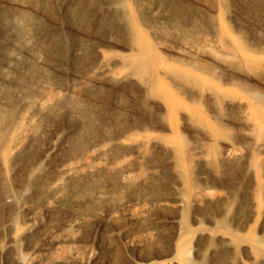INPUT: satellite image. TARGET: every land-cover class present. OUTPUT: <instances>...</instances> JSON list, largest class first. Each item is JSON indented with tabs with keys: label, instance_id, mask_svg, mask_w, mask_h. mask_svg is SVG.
Here are the masks:
<instances>
[{
	"label": "bare ground",
	"instance_id": "1",
	"mask_svg": "<svg viewBox=\"0 0 264 264\" xmlns=\"http://www.w3.org/2000/svg\"><path fill=\"white\" fill-rule=\"evenodd\" d=\"M4 2L18 10L15 14L31 11L22 1ZM224 3L112 0L99 21L120 28L117 31L126 42L70 27L75 42L67 52L81 58L79 73L67 72L69 67H49L44 52L26 31V15L24 19L15 16L12 29L5 28L11 35L9 49L0 52V59L4 57L0 63V175L8 180L9 174L21 171L19 157L41 137L42 115L74 113L80 125L73 144L76 150L56 165V174L34 178L48 169L56 145L68 137V131L58 129L51 131L54 142L24 169L20 189L10 186L0 201L26 212L25 219L33 225L42 223L41 213L58 211L62 202L74 197L79 182H94L100 170L114 173L121 184L148 182L141 160L160 152L163 162L150 168L159 169V176L172 190V200L157 201V205L173 204L180 211L173 220L177 224L173 250L148 264H209V259L210 264H264L263 246L253 238L257 225L261 230L264 226L260 203L264 191V45L243 28L257 37L263 29L239 19L225 20ZM22 61L33 67H15ZM57 75L68 77L70 83L57 89L50 80ZM88 129L114 134L86 142ZM114 147L122 153L108 156ZM132 162L136 165L131 166ZM33 180L50 190L39 209L23 201L32 193L28 187ZM236 186H244L248 194L250 217L242 225L229 216L234 196L225 192ZM99 195L103 196L101 190L89 205L100 218L111 219L123 211L130 216L134 209L147 208L136 199L102 205L97 202ZM209 201L218 204L216 215L204 218L193 212ZM71 217L70 224L88 218L83 212ZM187 220L193 227L190 222L188 227ZM202 238L209 243L198 244ZM191 244L195 259H180L181 251ZM25 256L20 264L30 261Z\"/></svg>",
	"mask_w": 264,
	"mask_h": 264
},
{
	"label": "rangeland",
	"instance_id": "2",
	"mask_svg": "<svg viewBox=\"0 0 264 264\" xmlns=\"http://www.w3.org/2000/svg\"><path fill=\"white\" fill-rule=\"evenodd\" d=\"M2 1L0 3V52L2 53L9 49L8 42L11 35L7 30L8 28L12 29L10 26H12L11 23H13L14 17L21 16L24 19L25 15L29 18L27 19L25 16L27 21L23 20L24 23L26 22V31L30 34L29 36H32V41L35 42L38 50L44 52L49 67H69L73 69L72 71L67 69V72L72 73L76 70L77 72H74L79 73L83 67L81 58L71 57L69 51L67 52V48L74 45L73 42H75L69 32L72 27L94 33L97 36L112 35L121 44L126 42L123 34L117 31L120 28H117L116 25L111 26V23L103 22L102 24L99 21L100 13H107L108 3L112 0H105V2L104 0H18L28 4L31 11L27 13L19 11L17 14L15 13L18 10L11 5H5L4 1L6 0ZM224 2L226 4V6H223L222 12L224 19H239L242 22L254 23L257 27H261L263 32L259 37L248 28H243V30L248 31L255 41L263 42L264 45V0H224ZM115 19L113 18V20ZM103 30L105 31L103 32ZM6 36L7 38L10 37L6 39ZM3 60L2 55L0 63ZM65 62L69 63L68 66L63 64ZM28 63V61H22L15 67H33ZM31 70V73H35L34 69ZM50 77L51 82H54L57 89L65 88L70 83V79L64 75ZM82 89L84 88L82 87ZM56 113L41 116L38 125L41 129V137L35 138V142L33 140L28 146L29 149L27 147L28 151L25 150L26 153L24 151L25 154L22 153L23 155L21 154L19 157L21 171L9 174L8 180L0 175V195L12 187L13 190L20 189L22 183L25 182L24 169L26 166L42 153V148L50 142H54L51 139V131L58 129L68 131L71 134H68L64 143L56 145L58 147L48 161V169L36 173L35 179L38 177L51 178L56 174L59 163L76 150L73 144L79 135L76 134L79 129L77 125H80L79 119L76 118L74 113L72 115L67 113V116L64 112ZM72 130L75 131L72 132ZM85 134L84 139H86V142L88 140V142H91L90 140H98L99 137L101 139L104 136H113L114 133L88 129ZM116 149L114 147L107 155L113 157L122 153L121 148L118 150L119 147H116ZM148 157L141 160L142 172L147 174L146 179L148 180V182L146 180L143 182L144 185L139 182L132 185L121 184L117 181L114 173H103L100 170L94 182H79L81 185L78 183L73 189L74 197L62 202L58 211L41 213L40 219L44 220H41L42 223L33 225L32 221L25 219L26 212L16 210L15 207L7 206L0 201V264H20V262H23L21 261L22 258L27 257L25 255H28L30 261L24 264H148L150 261L161 260L168 256L174 248L173 235L177 230V224L173 220L179 215L180 210L174 207L173 204L165 205L166 207L157 205V201L172 200V190L159 176V169L153 172L150 168L161 164L164 155L157 152L151 153V156ZM135 165L136 162H132L131 166ZM236 187L235 190H225V192L227 195L234 196L229 216L232 217V221L242 225L250 217L247 208L248 194L244 186ZM28 188L32 192L31 195H33L23 200L26 206H30L29 208L32 209L41 208L46 199L45 197L49 196L50 190L45 186H39L36 180L31 181ZM97 188L103 193V196L99 195L97 200L102 205L107 201L111 205L122 200L133 202L136 199L145 202L147 208L142 212H139L140 209H134L135 213L133 210L131 212L133 214L130 216L127 215L126 211H123L116 213L111 219L108 217L100 218L89 205V201L95 197L96 191H99ZM260 203L264 212V191L260 196ZM217 206L218 204L214 201H209L197 206L196 210L194 208L193 212L207 218L216 215L218 212ZM82 212L88 216L87 220L82 223L70 224L71 216ZM188 220L187 225L189 227L190 221L188 222ZM190 226L193 227L191 222ZM257 226L253 238L255 241L260 242L264 249V226L262 230L259 225ZM14 229L16 230L14 231ZM23 229L27 230L23 231ZM12 234H15L13 240L10 239ZM205 239H200L201 241L199 240L198 244L209 243ZM192 244H195V241ZM192 244L185 246L186 249L184 247V250L178 256L180 259L189 261L195 259L191 250ZM17 255L20 256L17 257ZM65 260L66 262H64Z\"/></svg>",
	"mask_w": 264,
	"mask_h": 264
}]
</instances>
